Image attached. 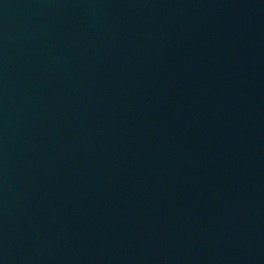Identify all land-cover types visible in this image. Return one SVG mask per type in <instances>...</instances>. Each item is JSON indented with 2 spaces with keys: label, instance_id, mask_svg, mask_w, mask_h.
<instances>
[{
  "label": "water",
  "instance_id": "obj_1",
  "mask_svg": "<svg viewBox=\"0 0 264 264\" xmlns=\"http://www.w3.org/2000/svg\"><path fill=\"white\" fill-rule=\"evenodd\" d=\"M0 264H264V0H0Z\"/></svg>",
  "mask_w": 264,
  "mask_h": 264
}]
</instances>
